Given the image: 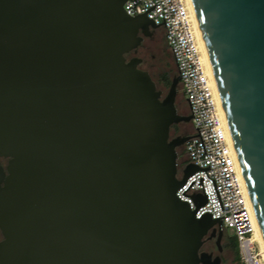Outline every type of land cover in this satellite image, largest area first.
Listing matches in <instances>:
<instances>
[{
  "label": "water",
  "instance_id": "95a60500",
  "mask_svg": "<svg viewBox=\"0 0 264 264\" xmlns=\"http://www.w3.org/2000/svg\"><path fill=\"white\" fill-rule=\"evenodd\" d=\"M124 2L0 0V264H222L177 197L181 77L128 59L158 27ZM192 2L264 239V0Z\"/></svg>",
  "mask_w": 264,
  "mask_h": 264
},
{
  "label": "built area",
  "instance_id": "2783aa9c",
  "mask_svg": "<svg viewBox=\"0 0 264 264\" xmlns=\"http://www.w3.org/2000/svg\"><path fill=\"white\" fill-rule=\"evenodd\" d=\"M130 17L146 16L159 30L173 56L180 89L192 115L194 132L185 143L188 163L197 170L177 192L196 211L221 220L239 244L242 264H264L251 199L240 174L239 161L218 103L211 77L202 61L188 0H125ZM183 174L181 175L182 178ZM205 204L198 208V203Z\"/></svg>",
  "mask_w": 264,
  "mask_h": 264
},
{
  "label": "rangeland",
  "instance_id": "374dc122",
  "mask_svg": "<svg viewBox=\"0 0 264 264\" xmlns=\"http://www.w3.org/2000/svg\"><path fill=\"white\" fill-rule=\"evenodd\" d=\"M164 32L162 30L159 31V36H157L154 44H153V49L152 51L149 53V55H145L144 58L143 56H137V55H130L128 56V59H131L133 57H139V58H143L146 62L145 66H142L141 69L142 70H147V72H149V74L151 75L153 81L156 83L157 89L159 91H162L163 93V98H165L169 92V89H165L162 86V82H161V75L164 72L169 71L168 66L166 65V52L169 53L171 55L170 58V63L172 64L171 68L174 70L173 73V77H175L177 75V71H176V65L174 63V59L172 54L170 53V50L167 47L166 41H164ZM155 56V58H153L152 56ZM148 64V65H147ZM180 89V86H179ZM177 101L180 102L181 106L186 104V99L184 97V94L181 92L180 89V93L177 97ZM184 147H181L178 149V153H179V160H185L186 163H188V157L186 152L184 151ZM179 176L181 177V175L179 174ZM230 236H234L232 234V231L229 229H225L224 231V236H223V240L221 242V246L223 247V253L220 255L221 258L223 259V264H242L241 260H239V258L234 254V252L230 251L227 248H224L225 242H226V238L230 237ZM236 238V236H235ZM237 240V238H236ZM238 242V240H237ZM239 245V244H238ZM215 255H219L218 251H215Z\"/></svg>",
  "mask_w": 264,
  "mask_h": 264
},
{
  "label": "flooded vegetation",
  "instance_id": "af4514ba",
  "mask_svg": "<svg viewBox=\"0 0 264 264\" xmlns=\"http://www.w3.org/2000/svg\"><path fill=\"white\" fill-rule=\"evenodd\" d=\"M159 31L160 30L158 28H156V29L150 28L149 30H147V33H148L147 35H145L142 32H140L139 35L141 37H143L142 44L138 48L137 51L132 52L131 54H129V56L130 55H137V56L141 55V57L143 56V58H144L145 55H149V53L153 49V44H154L157 36H159ZM152 57L155 58L154 55ZM143 58H141L143 60V62L140 65V68L142 66H145V64H146V62H145V60ZM145 71H147V70H145ZM176 106H177L179 114H181L183 116H189L190 115V110H189V106H188L187 102H186L185 105L181 106L180 102L176 101ZM193 132H194V129H193V126H192L191 123L181 122L179 124L174 125L171 128V139H175V138H178V137H189V136H191L193 134ZM0 164L6 170V167H7V164H8V160L0 158ZM186 165H187V163H186L185 160H179L178 161V171H179L180 175H182L184 173ZM1 186L4 187V184H2ZM3 239L4 238H3L2 230H1V227H0V241H2ZM222 249H223V247H222ZM216 250L218 251L219 255H215V251ZM202 251L207 252V253H211V254H213L214 257H216V256H220L223 253L224 250L220 251L219 246L217 245L216 238H213V239H207L206 240V242H205V244H204V246L202 248ZM222 264H223V259H222Z\"/></svg>",
  "mask_w": 264,
  "mask_h": 264
},
{
  "label": "bare ground",
  "instance_id": "6f19581e",
  "mask_svg": "<svg viewBox=\"0 0 264 264\" xmlns=\"http://www.w3.org/2000/svg\"><path fill=\"white\" fill-rule=\"evenodd\" d=\"M188 1L190 3L191 13H192V16H193V19H194L195 32H196L199 48H200L201 54H202V61H203L204 65H205V67H206V69H207V71H208V73H209V75L211 77L212 83L214 85V89H215L216 94H217V99H218V103H219V106H220V109H221V113H222L225 121L227 122V118H226V115H225L223 103H222L221 96H220L219 91H218L217 83H216L215 76H214V73H213V70H212L211 62H210L209 55H208V52H207V49H206V45H205V42H204V39H203V36H202V32H201V29H200V26H199V23H198V19H197L196 13H195L193 2H192V0H188ZM239 170H240V174H241V176L243 178V174L241 172L240 166H239ZM243 180H244V178H243ZM244 182H245V180H244ZM251 208H252V213H253L255 226H256V238H257V240H258V242L260 244V247H261V250H262V255H263V258H264V239H263V235L261 233V230H260L256 215H255L252 203H251Z\"/></svg>",
  "mask_w": 264,
  "mask_h": 264
},
{
  "label": "trees",
  "instance_id": "16d2710c",
  "mask_svg": "<svg viewBox=\"0 0 264 264\" xmlns=\"http://www.w3.org/2000/svg\"><path fill=\"white\" fill-rule=\"evenodd\" d=\"M164 41H165V37H164ZM165 54H166V65L168 66L169 71L164 72L161 75V82H162L161 84H162L163 88L169 89L171 84H172V80L174 78L173 77L174 70L171 68V66H172V64L170 63L171 55L167 52ZM176 71H177V69H176ZM224 248H227L230 251L234 252V254L239 258V260H241L239 245H238V242H237L235 236H230V237L226 238Z\"/></svg>",
  "mask_w": 264,
  "mask_h": 264
}]
</instances>
